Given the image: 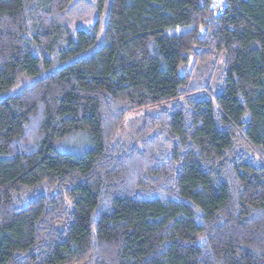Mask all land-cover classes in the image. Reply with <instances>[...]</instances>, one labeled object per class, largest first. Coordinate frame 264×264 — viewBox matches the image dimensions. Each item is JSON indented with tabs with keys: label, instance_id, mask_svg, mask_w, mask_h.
Returning a JSON list of instances; mask_svg holds the SVG:
<instances>
[{
	"label": "trees",
	"instance_id": "16d2710c",
	"mask_svg": "<svg viewBox=\"0 0 264 264\" xmlns=\"http://www.w3.org/2000/svg\"><path fill=\"white\" fill-rule=\"evenodd\" d=\"M105 3L0 0V264H264V0Z\"/></svg>",
	"mask_w": 264,
	"mask_h": 264
},
{
	"label": "rangeland",
	"instance_id": "374dc122",
	"mask_svg": "<svg viewBox=\"0 0 264 264\" xmlns=\"http://www.w3.org/2000/svg\"><path fill=\"white\" fill-rule=\"evenodd\" d=\"M76 1V0H74ZM87 2L89 3H92L94 4V2L96 3V0H86ZM110 2L111 0H106V3L104 5V11H103V14L99 17L100 18V21H99V30H98V33H97V39H96V43L94 45V47L92 48L91 51H94L96 49H98L101 44H102V41H103V38H104V32H105V27H106V19H107V15H108V10H109V6H110ZM97 18H98V15L96 14V12H94L92 14L91 17L87 18V19H82V20H75L73 22H71L70 26H71V29L73 31H76V30H87L89 29L91 26H93L96 21H97ZM193 62L191 61L188 65V68H187V71L191 73V75L194 73V69L193 68ZM211 70H212V73H211ZM197 71V70H195ZM212 74L213 76V80H214V77L216 78L218 73L217 71L214 72V70L212 69V67H207V68H204V67H198V72L196 74V77L193 81V86L194 87H200V86H205L207 83H208V79L210 78V75ZM212 84V83H211ZM127 135V133H126ZM133 135V134H132ZM131 135V136H132Z\"/></svg>",
	"mask_w": 264,
	"mask_h": 264
},
{
	"label": "built area",
	"instance_id": "2783aa9c",
	"mask_svg": "<svg viewBox=\"0 0 264 264\" xmlns=\"http://www.w3.org/2000/svg\"><path fill=\"white\" fill-rule=\"evenodd\" d=\"M215 2L216 5H219V7L222 9V7L225 4V0H213V3Z\"/></svg>",
	"mask_w": 264,
	"mask_h": 264
}]
</instances>
